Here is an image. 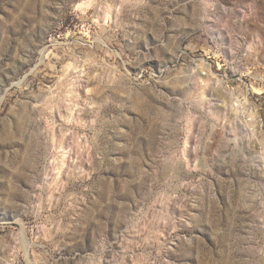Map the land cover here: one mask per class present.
<instances>
[{
  "label": "rangeland",
  "instance_id": "1",
  "mask_svg": "<svg viewBox=\"0 0 264 264\" xmlns=\"http://www.w3.org/2000/svg\"><path fill=\"white\" fill-rule=\"evenodd\" d=\"M71 3L0 0V264H264V0Z\"/></svg>",
  "mask_w": 264,
  "mask_h": 264
},
{
  "label": "built area",
  "instance_id": "2",
  "mask_svg": "<svg viewBox=\"0 0 264 264\" xmlns=\"http://www.w3.org/2000/svg\"><path fill=\"white\" fill-rule=\"evenodd\" d=\"M210 59H211V57H209L208 60L200 59V58H197L196 55L190 57L189 62H190L191 68H192L191 72L196 73V71H197V72H200L203 77H206L208 75V71L213 70V72L216 75L221 76L223 74L222 73L223 68L225 67V64L222 62V58L219 56H216L213 58V60H210ZM226 87L229 88L230 85L228 84ZM248 98L258 99V96L248 94ZM235 104L238 105L236 102H235ZM246 104H247V101H245L243 104H240V107L246 108V110L249 111V115H250V111L253 109H252L250 104H248V105H246ZM256 114H257V111H256ZM257 116H258V114H257ZM256 119H258V118H256ZM256 122H258V120H256ZM259 124H261V123H259Z\"/></svg>",
  "mask_w": 264,
  "mask_h": 264
},
{
  "label": "bare ground",
  "instance_id": "3",
  "mask_svg": "<svg viewBox=\"0 0 264 264\" xmlns=\"http://www.w3.org/2000/svg\"><path fill=\"white\" fill-rule=\"evenodd\" d=\"M70 67V65H67V69ZM190 69V68H189ZM186 70H188V69H186ZM189 74H192L193 72H191V69L190 70H188L187 71ZM218 80V79H217ZM218 82V81H217ZM207 84V83H206ZM253 89L255 90V91H258V92H260V93H263V91L260 89V88H257V87H255V86H253ZM74 90V89H73ZM73 96V95H72ZM72 99V98H71ZM74 105H76V103L74 104ZM250 117H251V119H253V118H257V115H256V113H255V111H250ZM261 126V125H260ZM251 131H253L254 130V127L253 128H251L250 129ZM64 160V159H63ZM64 162V161H63Z\"/></svg>",
  "mask_w": 264,
  "mask_h": 264
},
{
  "label": "clouds",
  "instance_id": "4",
  "mask_svg": "<svg viewBox=\"0 0 264 264\" xmlns=\"http://www.w3.org/2000/svg\"><path fill=\"white\" fill-rule=\"evenodd\" d=\"M88 2H89V6H92L91 5V0H88ZM69 6L73 7V10H75V0H72V3Z\"/></svg>",
  "mask_w": 264,
  "mask_h": 264
}]
</instances>
